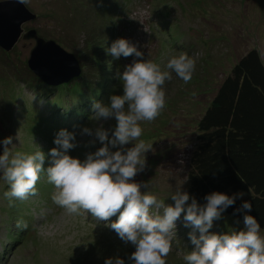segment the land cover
<instances>
[{
  "label": "rangeland",
  "instance_id": "1",
  "mask_svg": "<svg viewBox=\"0 0 264 264\" xmlns=\"http://www.w3.org/2000/svg\"><path fill=\"white\" fill-rule=\"evenodd\" d=\"M24 4L38 16L23 26L24 33L35 31L38 37L53 40L74 55L82 53L90 65L102 71L106 67L103 85L108 90L107 99L123 94V82L113 77L132 60L129 57L116 61L106 54L118 38L138 42L144 58L159 64L162 70H167L168 61L181 53L195 59V71L187 84L169 70L172 79L163 86L165 109L155 121L141 122L140 139L152 148L145 154V170L134 181L142 184V193L150 191L165 205L173 204L170 197L177 188H190L187 171L191 142H197L199 120L221 83L231 75L233 65L252 51L264 65V0H27ZM35 46V40L21 38L9 53L0 48V141L15 137L14 146H10L13 154L42 150L46 169L51 159L47 154L56 147V134L66 129L75 134L73 143L77 145L68 154L83 161L87 154L102 147L96 146V129L110 126L111 134L116 121L110 118L93 127V122L83 120L80 111L86 83L82 80L60 84L56 92L51 88L46 94H36V81L32 80L36 75L29 66ZM92 59L96 63L92 64ZM82 68L89 77H96L95 68ZM74 72L79 75V68ZM85 127L91 129V136L82 132ZM2 175L0 212L8 220L9 214L1 209L9 207L3 198L10 187ZM40 177L36 196L14 201L23 208L18 213L19 221H29L30 230L19 229L15 221H10L14 230L10 238L12 232L0 228V264H104L106 259L116 257L131 264L128 257L135 251L134 246L125 244L108 226L118 215L108 221L97 220L90 213L70 215L53 203L55 188L48 182L46 172ZM143 183L150 187H143ZM159 211L163 213V209ZM0 220L5 221L1 215ZM236 221L239 220L222 216L210 231L226 234L243 229V222ZM180 227L181 242L174 239L166 264H187L182 249L194 247L188 238L192 229L184 227L183 216L177 221L176 233Z\"/></svg>",
  "mask_w": 264,
  "mask_h": 264
},
{
  "label": "clouds",
  "instance_id": "2",
  "mask_svg": "<svg viewBox=\"0 0 264 264\" xmlns=\"http://www.w3.org/2000/svg\"><path fill=\"white\" fill-rule=\"evenodd\" d=\"M19 2L27 3V0ZM140 47L138 42L118 38L106 52L116 61L129 57L132 60L124 66L122 73L118 71L113 77L123 82V94L111 95L105 103L95 101L92 104L86 123L93 122V127H96L99 121L114 118L116 124L111 134L108 131L110 126L96 129L95 142L98 140L102 147L87 154L86 159L81 161L68 154L77 145L73 143L75 134L66 129L56 134V147L47 154L51 159L46 169V154L42 150L34 154H13L10 146H14L15 137L9 136L0 141L3 149L0 173L10 186V190L4 193L9 206H14L15 200L23 201L36 196L40 174L46 172L48 182L55 188L53 203L68 214L90 213L101 221L118 215L117 220L108 226L125 244L134 246L135 251L128 257L131 264H166L174 239L177 243L181 242L176 240V228L182 216L184 227L192 229L188 238L194 246L192 250L188 246L182 249L187 264H264V235H261L257 219L247 214L252 212L253 207L250 201L243 199L246 195L243 191L231 196L212 192L204 197L206 204L200 205L194 196L177 188L170 197L174 203L165 205L150 191L142 193V184L134 181L137 174L145 170V154L152 148L140 139L143 134L141 122L155 121L165 109L166 92L163 86L172 79L171 72L187 84L195 71V59L187 53L172 57L166 65L167 70H162L159 64L144 58ZM35 75L44 84L41 77ZM76 79L80 80L79 76L67 83ZM82 132L92 135L87 127ZM130 144L133 146L126 147ZM143 187L150 186L143 183ZM238 199L243 202L233 215L244 213L243 229H233L226 234L211 232L214 221L220 220ZM160 209H163L162 214ZM16 227L27 229L28 225L20 220ZM104 264H125V260L108 258Z\"/></svg>",
  "mask_w": 264,
  "mask_h": 264
},
{
  "label": "trees",
  "instance_id": "3",
  "mask_svg": "<svg viewBox=\"0 0 264 264\" xmlns=\"http://www.w3.org/2000/svg\"><path fill=\"white\" fill-rule=\"evenodd\" d=\"M77 54L81 69L83 70L82 65L95 68L96 74V77L91 78L85 70L79 76L80 80L86 83L82 89L85 100L80 111L86 121L92 112L93 102L105 103L108 98V90L103 85L106 80V67L105 71H102L90 65L82 53ZM90 62L96 63L94 59ZM32 80L36 81V94L51 91L50 87H46L36 77L32 76ZM57 90L58 88L54 92ZM197 131V142H191L187 171L190 188L186 190L189 195L194 196L198 204L204 205V197L212 192L231 196L243 191L246 194L243 199L250 201L253 207L252 212L247 214L254 216L264 231V65L255 52L241 57L233 65L231 75L223 80L216 97L200 119ZM95 143L96 146L100 145L98 140ZM7 186L10 187L8 183ZM46 190L48 188H45V192ZM28 199L30 200V197ZM3 200L9 204L6 198ZM242 202L238 199L222 216L228 215L243 222L244 213L233 215ZM1 211H6L9 217L7 220L0 212L1 217L5 219L0 220V228L12 232V238L14 230L9 222L15 221L16 225L20 219L18 213H22L23 208L15 203L14 206L2 208ZM26 218H30L29 215H26ZM218 221H214V225ZM27 225L26 232L30 230L31 223L28 221ZM182 228L176 233V240H181ZM25 233L19 236L20 241ZM14 237H18V234Z\"/></svg>",
  "mask_w": 264,
  "mask_h": 264
},
{
  "label": "water",
  "instance_id": "4",
  "mask_svg": "<svg viewBox=\"0 0 264 264\" xmlns=\"http://www.w3.org/2000/svg\"><path fill=\"white\" fill-rule=\"evenodd\" d=\"M37 18L38 16L19 0L0 1V48L9 53L21 38L35 40L36 46L31 51L29 69L40 75L43 81L59 85L80 76V64L73 53L66 51L53 40L46 41L38 37L35 31L24 33L23 26ZM77 68L80 70L79 75L74 72ZM2 152L1 148L0 154Z\"/></svg>",
  "mask_w": 264,
  "mask_h": 264
}]
</instances>
